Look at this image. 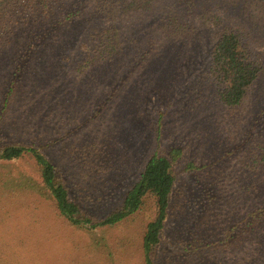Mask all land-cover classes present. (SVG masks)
Returning a JSON list of instances; mask_svg holds the SVG:
<instances>
[{"label": "rangeland", "instance_id": "obj_1", "mask_svg": "<svg viewBox=\"0 0 264 264\" xmlns=\"http://www.w3.org/2000/svg\"><path fill=\"white\" fill-rule=\"evenodd\" d=\"M103 1L58 0L44 16L12 7L5 21L17 20L0 27V146L39 150L98 219L150 157L180 150L157 264H264V0H113L137 7L114 17ZM112 28L118 50L104 58ZM226 30L262 67L233 108L210 70ZM37 176L27 160L0 162L15 189L0 185V264H144L152 203L113 228L75 227L45 192L16 188Z\"/></svg>", "mask_w": 264, "mask_h": 264}, {"label": "trees", "instance_id": "obj_2", "mask_svg": "<svg viewBox=\"0 0 264 264\" xmlns=\"http://www.w3.org/2000/svg\"><path fill=\"white\" fill-rule=\"evenodd\" d=\"M56 1L58 0H0V27H7L10 22L11 25L17 20L10 17L9 21H5L7 16L9 17L12 12L15 13L12 7H16L19 12L31 10L33 16L38 14L44 16ZM144 1L135 0L138 4ZM124 6L125 9L127 7L137 8L134 3L127 6V3L120 5L119 2L113 0L102 2L103 11L113 17L114 13L122 11ZM102 38H104L102 46L98 45L97 49H101V56L110 58L118 50L117 44L113 41L118 40V30L112 28L105 32ZM41 47L42 45L37 49ZM210 70L211 77L219 89L220 101L224 106L233 108L241 106L245 101L262 67L258 57L252 55L242 35L233 30H226L213 47ZM180 157V150L172 151L171 159L158 155L150 157L139 181L126 193L120 207L106 217L98 219L84 213L82 208L71 199L68 189L58 177L55 165L39 150L20 143L0 146L1 167L14 161L27 160L32 163L38 175V179L28 177V181L19 183L16 188L30 193L38 192L41 197H45L41 194L45 192L59 215L72 226L90 227L91 229L113 228L142 210L147 203H152L154 213L146 226L143 237L144 264H157L155 251L161 241L176 183L173 162ZM0 185L9 189L8 185H12V181L1 177ZM14 190L9 189V192L13 194Z\"/></svg>", "mask_w": 264, "mask_h": 264}]
</instances>
